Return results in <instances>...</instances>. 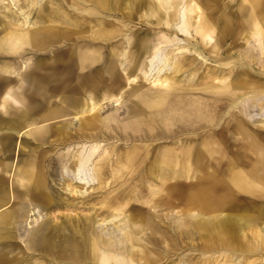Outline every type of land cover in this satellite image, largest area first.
Wrapping results in <instances>:
<instances>
[{
	"label": "bare ground",
	"instance_id": "1",
	"mask_svg": "<svg viewBox=\"0 0 264 264\" xmlns=\"http://www.w3.org/2000/svg\"><path fill=\"white\" fill-rule=\"evenodd\" d=\"M234 1L0 0V55L5 51L20 53L19 50L27 45L45 49L67 37L74 43L73 47L69 45L71 48H66L64 52L54 53L47 60L49 65L43 73L34 72L32 64L27 61H22V65L16 62L14 70L0 62V114L5 115L0 117V132L8 131L5 135L0 133L1 170L6 171L10 166L6 159L11 157L12 137L14 133L19 134L25 118L19 111L12 115L8 111L9 107L23 106L32 110L35 107L33 105L42 99L44 104L38 106L42 109L38 116L40 125L35 131L41 142L49 140L47 134L53 133L61 140H55V146L61 142L68 146L72 143L75 145L72 153L66 151L58 155L63 173L70 172L75 182L89 185L93 179L101 180L107 166L110 167L112 180L120 177L126 168L133 167L130 171H142L141 179L138 176L139 189L137 186L129 190L124 188L106 195V213L111 215L112 220L123 215V219H119L122 222L116 224L112 221L109 225L99 222L97 227L91 219L85 218L91 237H85L79 228H72L73 235L68 236L64 233L65 225L38 226L37 233L32 234L33 240L37 236L36 247L44 251H59L62 257L69 258L75 264H135L136 258L145 263L149 261V250L141 239L145 231L143 225L153 230L150 234L158 231L159 222L151 221L154 217L161 218L157 208L167 205L169 209L175 210L184 199L187 207L181 213H190V222L194 228L205 230L208 236L218 239L219 245L222 244L225 249L241 247L243 251L248 249L263 253L264 145L259 138H264V134L251 131L242 117L256 111L259 120H262L261 126H264V80L259 82L260 78H257V74L264 76V0H241L233 7ZM49 3L53 7L50 8ZM133 6L144 7L143 16L150 20L154 17L157 24L163 22L174 37L172 39L161 33L158 36L159 42L151 47H146L150 42L149 36L129 39L127 50L110 48L106 61L102 48L96 43L117 36L127 25H113L105 17L117 9L132 12ZM68 7L70 13L65 12ZM34 8L36 11H33ZM32 12L35 18L30 21L29 15ZM131 12L123 16L135 20V13ZM173 24H176L177 31H173ZM192 26L203 50L212 52L208 59L215 61L222 57L224 52L221 49L226 45L232 47L231 51L238 56L235 61L222 63V70L208 68L199 81L195 80V91L210 94L208 97L204 94H193L195 97L186 95L181 87L182 81L175 76L181 69L182 60L173 51L164 50L170 42L177 44L178 36ZM80 38L84 39V43L76 42ZM143 52L146 60L138 70L142 78L150 83L148 86L136 85L139 83L136 75L137 61ZM226 54L227 57L232 55L230 52ZM101 60H105V70L109 74L106 82L97 77L98 68L83 73ZM127 62L128 67L126 71L123 70L126 83L122 87L116 72L119 66ZM46 63L42 64L39 60L34 68L41 70ZM125 86L127 89L123 90ZM100 89L104 90L102 95H98ZM115 91L120 95H114ZM66 92L83 95L89 92V97L84 101L77 95L68 97ZM240 96L250 98L232 107L229 110L230 119L227 118L225 125L215 129L223 113L221 109L229 107L232 102L236 103ZM105 107L113 111L109 116L102 117L101 112ZM72 119L78 122L74 133L68 129ZM230 121H233L232 126ZM105 130L114 134V138L129 142L128 149L116 153L115 145L111 143L101 154L96 140H100L101 133L104 138ZM193 135L194 142L191 141ZM241 149L251 152L255 157L250 159L249 167L238 166L239 162H245L246 165L249 162L246 153H240ZM47 152L37 155L39 159L36 162L24 159L23 163L17 162L16 183L22 186L21 195L31 201L33 198L52 202L41 163ZM95 157L99 158V162L92 169L90 165ZM194 175L195 182L186 184L189 187L184 194L180 179H192ZM101 182V186L108 183L107 179ZM3 185L0 177V193L4 195L0 196V207L8 203L9 194L13 198L20 194L14 191L12 195H7L2 189ZM241 193L248 196L245 198ZM128 195H132L130 198L143 206L129 204L130 200H124ZM253 197H262V200L257 201ZM20 209V214L17 209L16 212L1 210L0 224L4 230L8 224L16 226L19 223V218L26 211L23 206ZM151 209L155 211L151 212ZM253 227L254 238L241 243V239L247 235L245 229ZM75 233L79 236L75 237ZM14 234H6V237H16ZM1 254L0 263L5 258V254ZM14 262L17 264L19 260L15 259Z\"/></svg>",
	"mask_w": 264,
	"mask_h": 264
},
{
	"label": "rangeland",
	"instance_id": "2",
	"mask_svg": "<svg viewBox=\"0 0 264 264\" xmlns=\"http://www.w3.org/2000/svg\"><path fill=\"white\" fill-rule=\"evenodd\" d=\"M238 2H241V0H235L234 2H232L233 7H235V5H236L235 3H238ZM49 7L51 8V7H53V5L49 3ZM121 10L120 9L113 10V11L109 12V14L110 13L111 14L108 16L106 15L105 18L110 20L113 23V25L119 26L122 24H126L127 27L124 28V30L121 31V33L119 32L120 34L118 33L117 36L112 37L110 40H107V41L101 42V43H99V42L96 43V45H99L102 48L101 50L103 52V55L106 56L105 57L106 61H107L108 55L110 54V52H109L110 48L114 47V48L127 50V48H129V44H128L129 39L134 40V38H141L144 35L149 36L150 37L149 40L151 43L148 42L146 47H151L154 43L159 42L158 36H160L161 33H162L161 35L166 34L165 35L166 37L173 39L174 34L171 33L170 31H168V27H166L163 24V22H161L160 24H157L156 19L154 17H153L154 19L152 18L150 20V19L145 18L143 16L144 10H145L144 7L136 8L133 6L131 8L132 12L128 11V9H123L122 11ZM33 11H36V9L34 8ZM123 11H125V12H123ZM65 12L70 13L71 12L70 7L66 8ZM129 12H131V14L135 13L134 14L135 20L134 19L132 20V19H129V18H126L123 16ZM221 12L223 13L224 11H221ZM103 13H105V12H103ZM71 16H73V15H71ZM100 16L101 15H99L98 17H100ZM34 18H35V13L32 12L29 15V20L31 21ZM156 26H157V28H156ZM172 29H173V31H177L176 30V24L172 25ZM154 33L156 35V38H155ZM153 35H154V37H153ZM0 38H1V36H0ZM178 38L179 39L177 41V44H173V42H170L171 44L168 43L164 47L165 51H169V52L173 51L175 54L178 55L179 59L182 60L181 61V69L178 72H176V74H175V76L177 77V80L182 81L181 87L186 92V95L194 96L195 94L196 95L198 94V95L202 96L204 94L203 96L207 95V97H208L210 94L200 92L201 90L195 91V80L199 81L201 79L202 74H204V72L208 68H213V69H216L217 71L222 70V65H221L222 63L228 62V61H235L236 59H238V56L236 54H233V51H231L233 49L232 47H228L226 45L221 49L222 53L224 52L222 57H220L218 60L216 59L215 61L212 59H208V57H210V55H212V52L209 50H203V47L199 44V42H197L199 39L198 38L196 39V35H195V31H194L193 26L189 27L188 31L179 35ZM83 40H84L83 38L76 39V42L84 43ZM59 44H60V47H59ZM73 44L74 43H73L72 39H70V37H67L66 39L62 38L61 41L55 42V44L53 43V44L45 47V49L42 48L41 49L42 51L39 48L27 45L24 47V49L21 48L19 50L20 53L15 54V53L9 52V51L2 52V54L0 55V62L4 66L9 67L11 70H14L13 66L15 65L16 62L18 64L22 65V63H23L22 61H27V63L30 62L32 64V70L33 71L35 70L34 72L43 73V71H46L45 70L47 68L46 66L49 65L46 63L47 60L50 57H52V55L54 53L64 52V50L66 48H68L70 46L73 47ZM101 45H103V46H101ZM179 49H180V51H179ZM44 50H45V52H44ZM40 51L43 53H41ZM178 52H180V53H178ZM228 52L232 53V55L230 57L226 56L227 55L226 53H228ZM10 53H11V55H10ZM3 54H5V55H3ZM182 56H184V57H182ZM11 59H12V61H11ZM39 60L42 62V64L44 62L46 63V65H43L44 67L41 70L34 68V64L37 63ZM105 60H101L100 62L93 64L91 67L84 70L83 73L86 74L89 69L97 70V68H98L97 71L99 73H97L98 74L97 77H99V79H101L100 81H102V82L108 81L109 74L105 70V66H104ZM144 60H146V54H144V52H143L142 56H140V59H138V61H137L136 75H137L139 83L137 82L136 85L142 84L143 86H148L150 83L148 82V80L146 81V79L142 78V76L138 70V69H140V67L143 66L142 62ZM30 63H28V64H30ZM128 65L129 64L127 62V63H124V65H121L117 68L116 74L118 75V78L122 82V85H121L122 87L126 83V75L123 72L126 71V67H128ZM170 65L172 66V63ZM226 70H227V68H226ZM195 71H196V74H195ZM100 73H101V75H100ZM120 73H122V74H120ZM164 74L166 75V73H164ZM225 75L227 76V74H225ZM258 77L260 78L258 80L259 82L264 80V76L257 74V78ZM75 83L76 82L74 81L73 84H75ZM122 89L126 90L127 86H125V88H122ZM123 90H121V91H123ZM103 91H104L103 89H100L98 95H102ZM189 92H190V94H189ZM88 93L89 92H85L83 95L81 93L75 94L73 92H66L68 97H70L71 95H77V96H79V98H81V100H84V101L86 99H88V97H89ZM118 93L119 92H117V91L113 92L114 95L119 96L120 94L118 95ZM58 98H60V97H58ZM249 98H250L249 96H246V97L240 96L236 100V103L232 102L229 105V107L225 106L224 109L222 108L221 111H223V113L221 114V117H220L217 125L215 126V129H219L222 125H225L226 120L230 119L229 110H231L232 107H234L236 104L237 105L242 104L244 101H246ZM41 100L42 99H39V103H36L35 105H33L35 107L32 110L26 109L23 106H15V108L9 107V109H8V111L12 112V115L17 113L18 111H19V113L22 112L25 118L21 124V130H19L20 131L19 134L14 133L13 137H12L13 148L11 151V157L9 158L10 160L6 159L8 166L9 165L10 166L7 167L6 171L1 170V168H0V177L3 179V183H4L2 189L4 190V192L6 191L7 195L9 193H11V195H12V193L14 191H17L20 194H18L17 197L14 196V198H13V196L10 197V194H9V201L6 205L0 207V212H1V210L2 211H4V210H10L11 211L12 210V212H13L15 209H17L18 213L20 214V213H22V209H20L21 206H23V208L26 211H25V214L19 218V223H17L16 226L12 225V223H11V224H8V226H6L5 230H4L3 226L0 224V226H1L0 227V250H2V252H0V260H1V255H2L1 253L5 254L4 255L5 258L2 259L3 261H1L2 264H14L15 259L19 260V262L17 264H19V263L20 264H75L69 258L66 259V258L62 257L60 255L59 251H52V252L47 251V250L44 251L41 248L36 247L35 246V240H37V236L35 235V239L33 240L32 234L34 232H35V234L37 233V227L38 226L44 227V226H49V225H51V226L55 225L57 227H60V226L64 227V225H65V228H64L65 232L64 233H66L68 236L73 235L74 230L72 228L77 229V230L79 228L80 231H82V233H84L85 237H88V236L91 237L90 236L91 231H90V228L88 226H86V224H85V222H86L85 218L91 219V221L97 227H99V225H98L99 222L100 223L103 222L102 224H104V225H106V224L109 225L112 223V221H114L116 224L122 222V220H119V219H123V215H120L119 217L114 218L112 220L111 215L109 213H106V211H105L107 209L105 207V202L107 201L106 195H108L109 193H115V191L117 192V191L122 190L124 188L126 190H129L132 187L137 186L136 188L139 189L138 187L140 186V184H139L140 183L139 181L141 179L140 172H142V171L141 170H140V172L130 171L133 169V167L124 169L121 173V176H120L121 178L118 177L119 179L116 178V180L113 178L114 180H112L111 175H109L110 174V167L107 166L104 168V173H102L101 180L100 179L99 180L93 179L90 181L89 185H82L78 182H75L76 180L72 179V177L70 176V172H68L67 174L63 173V171H62L63 169H62L61 164L58 160V155L60 153L66 152V151H68L69 153H72L75 145H73V143H72V144H69V146H68L65 142H64V144H62V142H61V144H58V145L56 144V146H55L54 142H56V141L59 142L61 140H59L58 137L53 133L47 134V138H49V140L45 139L43 142H41V140H39V136L37 135V132L35 130L40 125L38 116H40L42 109L39 108L38 106L40 103L44 102L43 100L42 101ZM255 109H257V108H255ZM112 111L113 110L111 108L105 107L104 110H102V112H101V116L102 117L109 116V114ZM122 111H124V110H122ZM10 112H9V115H10ZM119 115L122 116L123 114L120 112ZM1 116L4 117L5 115L0 114V117ZM69 117H71V116H69ZM30 118L33 120V122L31 121ZM259 118H260V116L256 115V111L250 112L249 115H247V117H245V116L242 117V119L246 121V125L249 129H251V131H253L254 133L264 134V132H263L264 126L263 125L261 126L262 120H259ZM29 121L31 123L28 126L27 123ZM229 123H230V126H232L233 121H230ZM77 124H78L77 120L72 119L71 124H69V126H68L69 131L74 133V131L76 130L75 128L77 127ZM231 130H232V128L230 129V131ZM29 132H30V134H28ZM0 133L5 135L6 133H8V131L3 130ZM101 134L100 135L98 134L100 140H96L99 142L98 145H100L99 148H100V151L102 152L101 154H103V150L107 149V147L110 146L111 143H113L115 145L116 153L122 152V151H125L128 149L129 142H126V141L123 142L122 138L121 139L114 138V136H113L114 134L112 133L113 135H111V133L108 132L107 130L104 131V138H102ZM119 134H120V132H119ZM110 136H112L111 139L109 138ZM193 137H194V139L192 138L193 139V140H191L192 142L195 141V135H193ZM234 137H236V135ZM35 139L37 140V143H36ZM101 140H102V142H101ZM232 141H233V139H231V142ZM259 141H261L262 142L261 144L264 145V138L260 137ZM40 143H42V144H40ZM242 149H241L240 153H242L243 155H245V153H246L247 159L249 160V162H247V165L245 162L244 163L239 162L238 166H243V168L244 167L246 168V167L250 166V163H251L250 159L253 160L255 157H254V155L251 154V152L244 151ZM246 149H248V148L246 147ZM44 151H48V152H47L46 156L43 158L41 163L43 165L44 176L46 178V188H47L48 193L50 194V196L52 198L51 203H46L45 201L38 200V199L34 200L33 198L31 201L27 197L26 198L23 197V195H21L22 194L21 193L22 192V186H20L19 184L16 183L17 177L15 176V170H16V166L18 165L17 164L18 161L23 163L24 162L23 159H24L25 161L36 162V160L39 159L38 156L40 155V153L44 152ZM243 152H245V153H243ZM249 156H250V158H249ZM48 158H51V159H48ZM98 159L99 158L95 157L93 164L90 165V166H92L91 167L92 169L95 168V165H97V163L99 162ZM110 159L112 161L111 157H110ZM247 159L243 158L244 161L245 160L247 161ZM104 166H106V165H104ZM122 175H125V176H122ZM138 176L140 179L138 178ZM106 179L108 181L107 185L101 186L103 184V182H101V181L102 180L104 181ZM120 179H121V181L119 182ZM180 181H182V183H183L182 192L185 194L186 190L189 187V186H186V184L190 181L195 182V175L192 177V179L182 178V179H180ZM98 182H99V185H98ZM119 183L121 184V186ZM109 185L111 186V188ZM98 186L101 188H99ZM98 188L100 190H98ZM131 194H133V193H131ZM241 194L245 198L248 196L245 193H241ZM1 195H2V193H0V196ZM2 196H4V195H2ZM130 196H132V195H128L127 198H124V200H128V201L130 200L131 202H129V204H133V205H137V206H143L140 203L137 204L138 202L132 200V198H130ZM255 198L256 197H253V199H255ZM99 200H101L102 203H100ZM255 200L261 201L262 197H257ZM97 201H99V203ZM133 201H134V203H133ZM262 201H264V200H262ZM99 205L101 207V210H100ZM186 207L187 206H186L185 201L183 199L178 204V206L175 208V210L169 209L167 205H164L161 208H157L158 214L161 215V218L154 217L151 219V216H149V219H151V221L154 220L156 223L159 222L158 223L159 224V226H158L159 230L150 234L151 231H153V230L148 228V225H146V224L143 225L145 231L142 233V235L141 234L140 235H141V237L143 236L141 238L143 245L145 244L146 246H148L147 248L149 250V255H148L149 261L143 263V261L136 258L135 264H264V251H263V253L256 252V251L252 252V251H249L248 249H245L243 251V249L241 250V247L240 248H231V249L227 247V249H225L226 248L225 246H223L222 244L219 245L220 241L218 239L213 238V237H212L213 238L212 239L211 236L207 235V232L205 230H202V229L197 230L196 228H194L195 226L192 224V221L190 222V220H191L190 219V213H187V212H185V213L183 212V214L181 213V211H185ZM152 211H155V210L151 209V212ZM15 212H16V210H15ZM175 212H176V215H175ZM184 216H186V217H184ZM104 219H105V221H103ZM106 219H107V221H106ZM187 219L189 220V222ZM262 225H264L263 222H262ZM254 229H255V227L245 229L246 230L245 233H247V235L245 234V237L243 239H241V243H243V244L247 243V239L252 240V238H254V236H253L254 235L253 234ZM7 230H9V231H7ZM174 230H175V232H174ZM6 234L7 235L8 234L9 235L14 234L16 237H13V238L6 237ZM146 234L150 235V237L147 238ZM74 235H75V237L79 236L78 233H75ZM204 235H205V237H204ZM206 235H207V238H206ZM14 240H16V241H14ZM180 240H181V242H179ZM210 242H213V243H210ZM212 244H213V246H212ZM150 246H152V248ZM159 248H160V250H159ZM170 250H172V251H170ZM33 252H35V253H33ZM151 253H152V255H151ZM153 254L155 257H153ZM82 263L83 264H90L88 262H82ZM82 263H80V264H82Z\"/></svg>",
	"mask_w": 264,
	"mask_h": 264
}]
</instances>
